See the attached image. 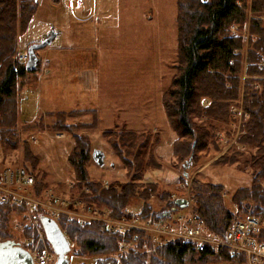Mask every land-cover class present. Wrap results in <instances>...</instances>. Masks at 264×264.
I'll use <instances>...</instances> for the list:
<instances>
[{"label": "rangeland", "instance_id": "1", "mask_svg": "<svg viewBox=\"0 0 264 264\" xmlns=\"http://www.w3.org/2000/svg\"><path fill=\"white\" fill-rule=\"evenodd\" d=\"M37 2L38 9L29 28L18 37L17 53L26 52L33 42L43 41L51 33L54 34L49 44L36 51L39 57L37 71L27 74L26 83L17 97L18 126L25 127L21 137L29 143L38 158L39 164L34 173L47 183L45 188L34 183L32 193L36 199L42 205L58 208L61 212L58 221L65 219L84 226L93 222L105 225L99 219L105 216L115 219L106 207L97 203L90 187L86 190L85 184L77 185L73 179L71 168L66 162V155L73 146L72 135L46 126L53 119L44 116L45 112L91 109L97 114L95 127H81L92 122L91 114L70 118L68 123L79 124L80 127L74 133L85 136L89 141L92 158L87 165V172L92 181L106 186L107 183L127 180L126 169L108 145L102 131L125 128L151 132L160 137L153 154L161 167L146 169L143 182L159 183L162 190L171 193V201L186 198L189 202L188 209L172 212V218L168 217L167 221L183 220L189 213H195L194 193H205L207 183L222 186L221 195L225 204L237 218L236 206L230 196L236 189L251 185L252 169L244 162L250 151L246 150L245 154L239 156L236 164L216 165L214 160L223 153H229L231 148L244 149L237 140L244 133L242 125L247 117L240 102L238 107L236 102L231 108V123L222 125L215 132L218 150L210 144L192 167L182 166L171 152V142L176 136L168 126L161 96L175 73L176 0H94L98 15L94 22H80L73 16L69 17L62 0ZM87 3L88 0H82V10ZM246 36L248 38L249 33ZM243 65L242 79L247 76L245 60ZM40 116L43 117L42 126L45 129L28 128ZM94 151L103 154L102 164L93 159ZM21 158L20 145L16 149L0 148V171L5 167L22 165ZM260 184L264 188V179ZM151 203L160 216L163 211H170L164 208L166 203L156 196L151 197ZM34 206L26 208L22 205L20 209H14L3 230L5 239L24 240V245L31 250L38 242L37 229L25 224L31 221L37 223L41 210ZM90 207H94L93 210ZM127 210L138 214L140 208L138 204H129ZM27 212L29 217L24 215ZM77 215L85 221L82 222ZM258 216L264 218V215ZM18 225H21L20 228ZM155 238L143 233H130L121 236V244L115 254L100 256L86 252L76 255L79 247L71 243L69 264H109L115 260L119 264V255L138 244L139 248H135L149 256L156 248L165 246L159 238ZM46 248L51 263L55 256L47 245ZM184 261L185 264H202L197 261V256L190 260V256L186 255ZM206 263L224 264L214 258H209Z\"/></svg>", "mask_w": 264, "mask_h": 264}, {"label": "trees", "instance_id": "2", "mask_svg": "<svg viewBox=\"0 0 264 264\" xmlns=\"http://www.w3.org/2000/svg\"><path fill=\"white\" fill-rule=\"evenodd\" d=\"M37 9V0H0V148L16 149L20 145L22 165L33 174L35 184L45 188L47 183L34 173L39 161L29 143L22 139L25 127L18 126L17 118L19 92L26 83L27 74L35 73L38 66L28 71L25 62L17 60L18 37L25 34ZM174 22L175 73L161 96L168 126L176 136L171 142L172 155L182 166L192 167L210 144L218 150L215 132L222 125L231 123V108L236 102L238 107L240 102L247 117L242 125L244 133L237 140L244 149L231 148L229 153L218 156L214 164H236L239 156L250 151L244 162L252 169L251 185L236 189L230 200L236 206L238 217L264 215V188L260 184L264 179V67L259 66L264 60V0H176ZM244 60L247 76L242 79ZM203 99L209 100L207 106L203 105ZM85 114H91L93 119L81 127H95L97 114L91 109L47 112L44 115L53 119L46 125L49 129L72 135L73 146L66 155V162L77 185H88L97 203L106 207L114 218L128 215L129 204H138L140 217L157 220L152 196L165 202V209H171L174 206L171 193L162 190L157 182L142 180L146 169L161 167L153 154L160 137L151 132L125 128L102 131L126 169L127 178L125 182L103 186L88 176L87 165L92 158L88 139L74 133L79 124L68 123L70 118ZM42 122L40 116L28 128L45 129ZM205 186V193H194V212L209 230L220 233L236 217L225 204L222 186L212 183ZM14 209L20 207L0 204L2 240L5 239L3 230L9 214ZM58 223L70 243L79 247L76 255L84 252L97 256L113 255L119 250L121 236L110 233L103 223L79 226L65 219ZM135 247L139 248V244ZM135 247L122 252L118 263L173 264L182 262L184 256L189 255L190 260L197 256V261L202 264H207L209 258L224 264H246L243 256L235 257L225 249H196L189 242L174 241L156 248L149 256ZM49 250L53 253L50 245Z\"/></svg>", "mask_w": 264, "mask_h": 264}, {"label": "built area", "instance_id": "3", "mask_svg": "<svg viewBox=\"0 0 264 264\" xmlns=\"http://www.w3.org/2000/svg\"><path fill=\"white\" fill-rule=\"evenodd\" d=\"M76 4L77 0H65V5L69 9ZM24 58L25 56H18L19 61ZM260 67H264V61L260 63ZM34 183V177L24 167L4 168L0 172V204L23 205L26 208L35 204L36 209H40L43 214L57 220L58 215L61 213L60 210L47 204L42 205L40 200L36 199L32 193ZM90 208L93 210L94 207ZM24 215L29 217L28 212ZM72 215L76 214L72 213ZM77 216L80 217V215ZM81 219L82 222L85 221L83 218ZM99 219L107 225L108 231L112 234L124 236L130 233H143L150 237H156L157 240L159 238L164 245L180 241L182 243L189 242L197 249L204 247L225 249L235 257L243 256L246 264H264V218L260 216L235 218L221 233L210 231L204 221L193 212L189 213V216L183 220L178 218V221L172 222L152 221L148 218H140L135 214L120 219H111L107 216ZM25 226L37 229L36 239H38V242L33 246L34 249H30L34 262L36 264H47L48 253L46 252L47 248L42 232L38 230L35 222L31 221L26 223ZM23 228L24 225L21 229ZM42 252H46V254H40Z\"/></svg>", "mask_w": 264, "mask_h": 264}, {"label": "water", "instance_id": "4", "mask_svg": "<svg viewBox=\"0 0 264 264\" xmlns=\"http://www.w3.org/2000/svg\"><path fill=\"white\" fill-rule=\"evenodd\" d=\"M54 34L45 38L40 43H34L27 48L28 59L25 63V68L28 71H32L38 61L35 54V49L43 47L51 42ZM93 159L98 163L102 164L103 154L99 151L93 152ZM174 204L183 208L187 205V200L177 199ZM40 224L43 228L45 236L50 243L54 254L56 255V261L54 264H69L68 253L71 250L70 243L61 231L57 223L46 217L41 216L39 218ZM0 264H33L32 258L29 252L21 247L18 243L13 240H4L0 242Z\"/></svg>", "mask_w": 264, "mask_h": 264}, {"label": "crops", "instance_id": "5", "mask_svg": "<svg viewBox=\"0 0 264 264\" xmlns=\"http://www.w3.org/2000/svg\"><path fill=\"white\" fill-rule=\"evenodd\" d=\"M64 9H65V7H64ZM95 11L96 10H95L94 0H88V3L86 5H84V9L83 10L81 8V5H79L75 10L67 11V12L69 14V17L73 16L77 21H80V22H94V21H97V19H98V15L96 14ZM202 103L204 105H207L209 103V100L205 101V102H202ZM70 110H74V109H70ZM67 111H69V110H67Z\"/></svg>", "mask_w": 264, "mask_h": 264}, {"label": "flooded vegetation", "instance_id": "6", "mask_svg": "<svg viewBox=\"0 0 264 264\" xmlns=\"http://www.w3.org/2000/svg\"><path fill=\"white\" fill-rule=\"evenodd\" d=\"M3 240H14L15 241V239H13V238H6V239H3ZM0 241H2V240H0ZM109 264H116V263H115V261L114 262L112 261ZM173 264H185L184 258L182 259V262H179V263L173 262Z\"/></svg>", "mask_w": 264, "mask_h": 264}]
</instances>
